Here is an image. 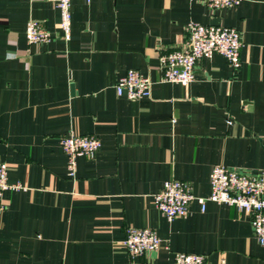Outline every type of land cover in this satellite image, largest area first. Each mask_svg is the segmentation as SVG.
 Wrapping results in <instances>:
<instances>
[{
  "label": "crops",
  "instance_id": "crops-1",
  "mask_svg": "<svg viewBox=\"0 0 264 264\" xmlns=\"http://www.w3.org/2000/svg\"><path fill=\"white\" fill-rule=\"evenodd\" d=\"M70 11L67 41L53 2L0 0V162L22 187L3 193L0 264H173L176 253L264 264L244 212L194 200L169 221L153 202L170 179L206 198L216 165L264 171V0L217 11L204 0H72ZM30 20L49 42L27 44ZM190 23L238 30L239 70L214 55L190 85L162 82L159 59L186 44ZM130 69L153 82L150 96L116 95ZM70 131L101 141L73 176L60 146ZM128 227L152 229L162 247L131 257Z\"/></svg>",
  "mask_w": 264,
  "mask_h": 264
},
{
  "label": "built area",
  "instance_id": "built-area-1",
  "mask_svg": "<svg viewBox=\"0 0 264 264\" xmlns=\"http://www.w3.org/2000/svg\"><path fill=\"white\" fill-rule=\"evenodd\" d=\"M33 1V0H32ZM53 2L60 15V30L65 40L70 39L71 1L72 0H40ZM89 3L91 0H84ZM242 0H204L209 11L231 9L237 7ZM25 37L28 45L46 43L50 35L43 24L30 20L26 24ZM187 42L184 46L167 51L160 57L161 81L190 85L194 79V68L198 61L220 55L226 59L230 68L237 72L240 64V50L243 46L238 30L221 25H202L190 23L187 26ZM153 82L139 71L130 69L117 79L115 92L131 101L148 97ZM60 146L66 155L67 169L74 175L77 157L93 159L101 147L100 139L95 135H77L69 132ZM20 185L8 182V167L0 162V210L3 209V193L6 190H19ZM194 200L205 210L207 201L224 204L244 212L250 217V225L258 244L264 247V171L257 174L243 173L216 165L210 173V193L206 198H196L191 187L182 181L170 179L163 183L162 189L153 197L158 211L169 221L184 218L189 214L190 203ZM123 246L131 257L142 256L148 252H156L162 242L155 231L149 228L128 227L125 230ZM167 248V247H166ZM173 264H208L202 255L176 253ZM220 264H225L222 260Z\"/></svg>",
  "mask_w": 264,
  "mask_h": 264
}]
</instances>
